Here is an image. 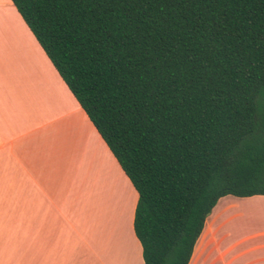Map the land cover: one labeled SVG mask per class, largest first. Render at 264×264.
<instances>
[{
  "label": "trees",
  "instance_id": "trees-1",
  "mask_svg": "<svg viewBox=\"0 0 264 264\" xmlns=\"http://www.w3.org/2000/svg\"><path fill=\"white\" fill-rule=\"evenodd\" d=\"M11 1L138 193L145 264L264 196V0Z\"/></svg>",
  "mask_w": 264,
  "mask_h": 264
},
{
  "label": "crops",
  "instance_id": "crops-1",
  "mask_svg": "<svg viewBox=\"0 0 264 264\" xmlns=\"http://www.w3.org/2000/svg\"><path fill=\"white\" fill-rule=\"evenodd\" d=\"M127 186L134 201L124 194ZM137 201L130 180L13 2L0 0V216H9L8 227L0 220V232L9 236L0 244L25 248L10 263L145 264L133 228ZM123 205L132 206L127 222ZM225 206L238 223L245 218L246 241L230 242V253L244 257V264H264L261 195L221 198L189 264L210 234L223 255L216 236Z\"/></svg>",
  "mask_w": 264,
  "mask_h": 264
},
{
  "label": "rangeland",
  "instance_id": "rangeland-1",
  "mask_svg": "<svg viewBox=\"0 0 264 264\" xmlns=\"http://www.w3.org/2000/svg\"><path fill=\"white\" fill-rule=\"evenodd\" d=\"M129 192V196L132 197V201H134V193L132 190L127 186L124 194L127 196V193ZM130 192L132 194H130ZM123 194V197H124ZM126 200L128 201L127 197ZM124 201V200H123ZM226 202V201H224ZM124 203V202H123ZM127 204V203H126ZM133 205V203H132ZM225 203H222L220 206H224ZM123 221L127 222L131 208L132 206L123 205ZM229 206H225L221 210V216L220 220L222 223V233L217 232L216 239L218 241V244L222 247L223 255L220 256L219 250H216L215 244H214V235L210 234L209 239L207 240V247L199 250L196 253L195 260L193 264H244V257L237 256L236 253L231 254L229 251V245L230 242L237 243V242H245L246 241V228H245V218L240 220L241 222L238 223L237 219L235 218V214H232V211L230 213ZM9 216H0L1 224H4L5 227L9 226ZM214 233V230H213ZM206 233L203 237V242L206 241ZM8 231L5 230L3 232H0V239H8ZM6 239V240H7ZM5 241L1 242L0 244V264H11V256H24L25 254V248L20 246H9L7 243H4ZM8 242V241H7ZM201 246V245H200ZM206 249V250H205ZM15 262V261H14ZM217 262V263H216ZM14 264H17L16 262ZM20 264V262L18 263Z\"/></svg>",
  "mask_w": 264,
  "mask_h": 264
}]
</instances>
